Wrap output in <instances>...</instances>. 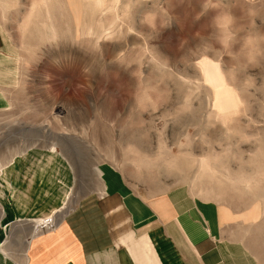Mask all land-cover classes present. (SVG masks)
Returning a JSON list of instances; mask_svg holds the SVG:
<instances>
[{
	"label": "rangeland",
	"instance_id": "374dc122",
	"mask_svg": "<svg viewBox=\"0 0 264 264\" xmlns=\"http://www.w3.org/2000/svg\"><path fill=\"white\" fill-rule=\"evenodd\" d=\"M0 24V248L24 264L23 240L115 183L264 231V0H0Z\"/></svg>",
	"mask_w": 264,
	"mask_h": 264
},
{
	"label": "crops",
	"instance_id": "0c3cea01",
	"mask_svg": "<svg viewBox=\"0 0 264 264\" xmlns=\"http://www.w3.org/2000/svg\"><path fill=\"white\" fill-rule=\"evenodd\" d=\"M17 69L0 24V109L8 104ZM115 185L110 193L79 198L53 228L23 240L24 264H264V231L252 229L262 219H245L243 232L216 205L200 210L202 216L187 205L172 214L178 200L149 199L143 207ZM22 244L19 250L2 246L0 264H21Z\"/></svg>",
	"mask_w": 264,
	"mask_h": 264
},
{
	"label": "bare ground",
	"instance_id": "6f19581e",
	"mask_svg": "<svg viewBox=\"0 0 264 264\" xmlns=\"http://www.w3.org/2000/svg\"><path fill=\"white\" fill-rule=\"evenodd\" d=\"M99 38H100V37H99ZM99 38H98V39H99Z\"/></svg>",
	"mask_w": 264,
	"mask_h": 264
}]
</instances>
